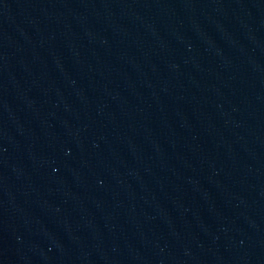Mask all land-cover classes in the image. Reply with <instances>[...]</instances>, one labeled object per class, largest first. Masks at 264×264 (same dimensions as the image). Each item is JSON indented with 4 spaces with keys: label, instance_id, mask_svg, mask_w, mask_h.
Returning a JSON list of instances; mask_svg holds the SVG:
<instances>
[{
    "label": "water",
    "instance_id": "95a60500",
    "mask_svg": "<svg viewBox=\"0 0 264 264\" xmlns=\"http://www.w3.org/2000/svg\"><path fill=\"white\" fill-rule=\"evenodd\" d=\"M0 264H264V0H0Z\"/></svg>",
    "mask_w": 264,
    "mask_h": 264
}]
</instances>
